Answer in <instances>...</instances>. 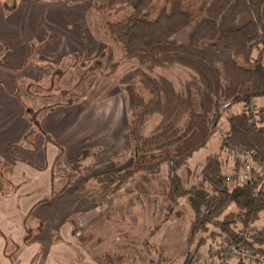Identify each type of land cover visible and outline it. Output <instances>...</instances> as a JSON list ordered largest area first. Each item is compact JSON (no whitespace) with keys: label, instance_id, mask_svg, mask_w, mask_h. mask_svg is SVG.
I'll return each mask as SVG.
<instances>
[{"label":"rangeland","instance_id":"374dc122","mask_svg":"<svg viewBox=\"0 0 264 264\" xmlns=\"http://www.w3.org/2000/svg\"><path fill=\"white\" fill-rule=\"evenodd\" d=\"M207 1L183 0V8L197 14ZM33 4L37 7L34 30L43 40L32 41L31 33L17 35L22 47L26 46L27 52L31 49V53L22 52L25 63L30 62L33 69L36 61L43 65L35 68L42 77L40 83L31 84L27 75L20 80L24 105L35 111L39 126L23 115L27 139L21 142L25 149H18V155L33 158L32 163L19 158L12 162L9 152L5 159V179H0V264H54L47 254L48 245L50 241L63 242L57 228L65 220L71 224L73 239L66 243L69 256L61 264H183L182 251L187 249L195 213L187 196L169 195L171 165L164 162L159 172H138L123 183L117 180L140 158L131 139V114L120 80L136 69L137 61L124 55L105 25L106 21L125 19L134 12L133 8L126 5L119 11H99L95 0H35ZM163 4V0H152L144 12L154 19ZM21 15L23 22L26 17ZM50 32L47 51L51 55L40 58L38 52ZM61 32L67 34L66 41L72 49L57 41ZM186 33L179 34V38H185ZM30 41L34 49L29 48ZM61 48L64 49L58 50ZM259 55L264 59V50L253 54L254 58ZM154 74L168 77L180 89L185 81L196 78L190 69L179 65L171 69L157 67ZM134 82L138 92L148 98L137 76ZM253 103L256 108L264 107V96ZM246 104L236 103L223 112L206 145L175 170L182 189L194 191L201 187V167L209 154L220 153L223 170L233 171V158L220 148V138L227 130V116ZM159 119L158 115L151 116L145 132H150ZM16 125L13 134L18 130ZM6 135L4 131L2 137ZM32 139L38 142V148L33 150ZM48 145L56 152L50 161L45 157ZM22 167L32 172L26 173L27 178L9 177L22 172ZM106 184L111 188L104 190ZM235 209L231 204L225 213ZM208 226L219 231L212 224ZM254 226L264 228V212ZM202 235L203 232L198 234L193 247ZM226 241L221 235L202 245L199 250L204 255H197L200 261L236 264L238 257L224 259L216 254Z\"/></svg>","mask_w":264,"mask_h":264},{"label":"trees","instance_id":"16d2710c","mask_svg":"<svg viewBox=\"0 0 264 264\" xmlns=\"http://www.w3.org/2000/svg\"><path fill=\"white\" fill-rule=\"evenodd\" d=\"M151 1L95 0L99 11H119L126 5L134 10L125 19L106 21L105 25L124 55L137 61L136 69L120 80L131 114V139L140 158L118 177V183L138 172H159L164 162L172 163L169 195L187 196L195 213L183 264H190L202 245L221 235L238 248L264 254V228L248 237L242 232L264 212V194L255 193L254 176L250 183L231 186L223 174L220 153L206 157L199 189H182L175 173L206 145L223 112L242 101L246 106L227 116L220 148H249L253 160L264 163V107L252 109L253 100L264 96V60L262 55L253 56L256 50H264V0H208L197 14L185 10L183 0H163L155 18L150 19L144 11ZM184 31L185 38L180 39L178 35ZM176 65L196 76L185 81L183 89L168 77L154 74L157 67ZM135 76L148 91V98L138 92ZM156 115L158 123L146 133L147 121ZM241 168L242 164L234 161L235 176ZM108 188L106 184L104 190ZM231 204L236 209L225 213ZM209 224L219 231L211 230ZM200 232L204 235L193 247ZM236 264L248 263L240 257Z\"/></svg>","mask_w":264,"mask_h":264},{"label":"flooded vegetation","instance_id":"af4514ba","mask_svg":"<svg viewBox=\"0 0 264 264\" xmlns=\"http://www.w3.org/2000/svg\"><path fill=\"white\" fill-rule=\"evenodd\" d=\"M31 1V2H30ZM0 0V69L4 68L6 63H13V64H19L22 60V44L19 43V37L17 34L19 33L20 35L24 34H33L31 40L36 41V39L39 41V37L37 32H35L34 28L36 27L35 21L33 20V14L34 10H36L37 7L32 3L35 2V0ZM44 1V0H41ZM21 14H25L24 17L26 19H23V22L20 21V18H22ZM28 18V19H27ZM49 28V27H48ZM34 42L29 43V46L34 49L33 45ZM28 79L31 84H38L40 82L36 81L33 75L30 73L27 75ZM27 76L23 74L19 75H11V84L13 85V92L10 93L12 97H15V100L19 103H23L24 106V115L25 117L31 121L32 123H36L37 126L39 124L35 120V111L32 112L30 107L27 105H24L23 101V93L21 84L22 82L20 81L22 78H27ZM7 80L3 79V77H0V125L4 124L5 120V113H6V108L8 107H13L10 104H7V101L12 103L11 101L7 100L5 95H7ZM36 93L35 95H37ZM15 104V103H14ZM13 104V105H14ZM13 110V108H12ZM17 126V125H16ZM35 131V130H34ZM19 130H16L15 133L13 134V130L8 133L6 136L2 137V130L0 128V179H5L4 176V164H5V159L8 160L7 158V153L9 152V156H11L10 159H12V162H14V158H19L22 161H27L29 162L31 157L29 156H19L18 155V149L24 150V144L23 142L25 139L24 134L19 135ZM35 137V136H34ZM33 137V138H34ZM11 139L8 141V139ZM33 147L31 150H33L35 147L38 148V142H36L34 139H32ZM29 151V149H26ZM35 152L33 151L32 154ZM15 157H13V155ZM36 157V156H35ZM15 177L14 175L10 176ZM7 178V177H6ZM0 186H2L0 184ZM2 206L3 203L0 202V212L2 211ZM2 215H0V220H1ZM1 234V231H0Z\"/></svg>","mask_w":264,"mask_h":264},{"label":"crops","instance_id":"0c3cea01","mask_svg":"<svg viewBox=\"0 0 264 264\" xmlns=\"http://www.w3.org/2000/svg\"><path fill=\"white\" fill-rule=\"evenodd\" d=\"M64 19L65 18L63 17V20ZM48 30H49V28H48ZM61 34L62 35H60L57 38V41H60L61 44L63 45V47L65 45L67 46L68 45V43L66 41L67 40L66 39L67 34L65 32H61ZM39 39L40 40H43V38H39ZM51 39H52V33L50 32V34L48 33L45 41H43L45 43V44H43V48L38 52L40 58L43 57V56H46L47 57V56H50L51 55V52L47 51V49H48L47 46L49 45ZM69 42L71 43V41H69ZM68 46L70 47L69 49H72V46L71 45H68ZM29 48H31V47H29ZM64 48H61V49H58V50L61 51ZM22 52H27V47L26 46H23L22 47ZM27 53H31V49ZM55 56H56V54H55ZM34 63H35V67L33 69V65L30 64V62L29 63H25V61L22 59L19 64H13V63L9 62V63H6V65H5L4 68L0 69V77H3V79H6L7 80V83H8L7 84V89H8L7 92L8 93H7V95H5V97H6L7 100H9V101L12 102V103H10V102L7 101V104L8 105L10 104L11 106H13V107H8L7 106V108H6L7 110H6V113H5V120H4L5 122H4L3 125H0V128L2 130V133L4 131L7 134L10 133L13 130V126H15L18 123L17 126H18V130H19V132H18L19 135H23L24 134V130H25L24 129L25 128L24 126L26 125V122H25L26 120L23 117V115H24V106H23V103L17 102L15 100V97H12L11 95H9L10 93L13 92V85L11 84L12 83L11 82L12 81L11 80V75H15V74L16 75H19V74L28 75V74L31 73L33 75V77L35 78L36 81L41 82L42 81V77H40V75H39L40 72H39V70H36L35 68L41 69L43 65H41V63H39L38 61H36ZM37 95L39 97L43 96V95H41V93H38ZM12 108H13V110H12ZM50 121L51 122L53 121L52 120V117L49 118V122ZM48 129H50L49 126H48ZM36 136H39V135H35V137ZM10 140L11 139L9 138L8 141H10ZM53 148H54L53 146H49V145L46 147L45 157L47 158V160L49 159L48 161L53 160V158L55 157V153L56 152L54 151ZM37 158L34 157V159H37ZM35 162H37V161H35ZM25 163H27V164L32 163V160H30L29 163L27 161H25ZM27 172L28 173H32L31 170H28L27 169V167L26 168H23L22 167V172L20 171V172H17V174H12V175L15 176V177H12V179L15 178V179H18L19 180L20 177H22L23 179H25V178H27V176H26V173ZM12 175L9 174V177L12 176ZM17 217H18V215H17ZM1 219H2V217H1ZM15 222H16L15 223V226H16L17 225V220ZM58 228H57V230L59 231L58 233L60 235V238L63 239V242H61V244H56L55 241H53V242L50 241L49 242V245H48V247L50 248V252L47 251V254L50 253L51 259H52V261H53L54 264H61L62 262H66V259L69 256L68 251L70 249V247H68L66 245V243H72V239H73V237H70L71 234H72L70 222H67V220H65V222H63L62 224H60V226ZM56 246H58V250L59 251H56ZM186 251H187V249H186V247H184V250L182 251V253H185V255H186ZM202 254L204 255V252H202V250H198L197 255L201 257ZM86 261L87 260L84 259V263Z\"/></svg>","mask_w":264,"mask_h":264},{"label":"built area","instance_id":"2783aa9c","mask_svg":"<svg viewBox=\"0 0 264 264\" xmlns=\"http://www.w3.org/2000/svg\"><path fill=\"white\" fill-rule=\"evenodd\" d=\"M255 106L256 105H254V103L252 102L253 110L257 109ZM225 149L231 154L233 161H238L242 164L241 171L236 176L233 171L226 172V170H223V174L225 176L226 181L230 185H234L236 183L244 185L250 183V181H252V177L254 176V179L256 180L255 193L264 194V163L259 161H254L252 157L253 151L249 148L229 146L226 147ZM256 230L258 229L254 225H252L247 229L242 230V232L246 237H248L251 234L255 233ZM216 252H217L216 254L220 255V257L224 253H229L231 256L244 258L246 263L248 264H252V263L264 264V254H261L253 250H244L238 248L230 242L229 238H227L226 245L224 244L223 246H221L220 249L216 250ZM190 264H209V263L200 261V258H198L196 254V256L193 258Z\"/></svg>","mask_w":264,"mask_h":264},{"label":"water","instance_id":"95a60500","mask_svg":"<svg viewBox=\"0 0 264 264\" xmlns=\"http://www.w3.org/2000/svg\"><path fill=\"white\" fill-rule=\"evenodd\" d=\"M171 167H172V163H171Z\"/></svg>","mask_w":264,"mask_h":264}]
</instances>
